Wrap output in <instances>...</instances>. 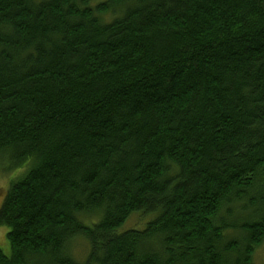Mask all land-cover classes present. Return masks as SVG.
Instances as JSON below:
<instances>
[{"label":"trees","instance_id":"1","mask_svg":"<svg viewBox=\"0 0 264 264\" xmlns=\"http://www.w3.org/2000/svg\"><path fill=\"white\" fill-rule=\"evenodd\" d=\"M3 157L0 264H256L264 0H0Z\"/></svg>","mask_w":264,"mask_h":264},{"label":"rangeland","instance_id":"2","mask_svg":"<svg viewBox=\"0 0 264 264\" xmlns=\"http://www.w3.org/2000/svg\"><path fill=\"white\" fill-rule=\"evenodd\" d=\"M3 157L0 159V206L2 205L3 199L8 191V188L13 180H18L19 175H21V170L18 172L9 171L8 169L11 166V161L9 159L4 160ZM30 167V163L25 166L26 168ZM147 219H143L140 215H132L129 219V221H126L125 225L122 227L123 229H129V228H135L142 230L146 227ZM9 229L4 226H0V249L6 254H10V244L7 238V233ZM89 246L87 242L83 239H76L72 243V255L78 260V261H84L87 252H88ZM256 264H264V245L260 247L256 252Z\"/></svg>","mask_w":264,"mask_h":264}]
</instances>
